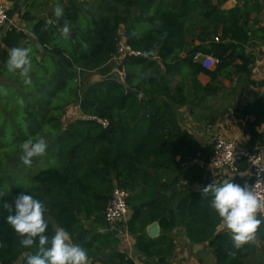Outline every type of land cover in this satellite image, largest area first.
Returning a JSON list of instances; mask_svg holds the SVG:
<instances>
[{"label": "trees", "instance_id": "16d2710c", "mask_svg": "<svg viewBox=\"0 0 264 264\" xmlns=\"http://www.w3.org/2000/svg\"><path fill=\"white\" fill-rule=\"evenodd\" d=\"M229 1L66 0L61 2L62 17L53 13L35 23L34 37L43 52L22 30L13 28L2 35L0 80L18 86L26 100L23 111L15 108L13 115L20 117L14 128L19 149L13 157L21 150L19 144L44 138L48 149L34 158L53 164L33 175L31 186L12 187L0 197L1 264H27L38 251V240L28 248L21 245L3 208L25 190L44 203L49 238L64 228L72 242L86 250L91 264H134L117 251L119 237L101 233L112 227L105 213L116 188L128 193L130 212L126 224L118 226L134 238L143 257L170 264L176 249L172 232L182 228L191 243H209L216 264H264V223L255 233L261 248L253 240L236 248L230 231H219L223 222L211 207V195L203 197L197 188L214 145L203 147L178 119V109L199 94L216 96L224 87L222 80L253 73L257 60L249 46L264 43V0H238L234 8L223 9ZM23 19L36 18L25 14ZM65 23L70 28L67 38ZM123 41L127 51L118 61ZM14 47L29 49L30 85L19 72L8 71V54ZM198 54L218 63L208 69L195 60ZM116 69L126 71L127 85L139 96L106 78ZM93 73L102 79L86 86ZM200 74L211 82L203 86ZM177 75L182 80L173 89ZM188 80L194 93L185 95ZM164 92L168 99L162 97ZM16 99L12 104L17 105ZM73 106L79 117L66 122ZM3 108L0 111L7 110ZM238 112L255 118L248 120L246 131L251 143L260 140L264 93ZM248 169L242 162L228 179L251 189ZM154 223L161 228L157 238L147 232Z\"/></svg>", "mask_w": 264, "mask_h": 264}, {"label": "crops", "instance_id": "0c3cea01", "mask_svg": "<svg viewBox=\"0 0 264 264\" xmlns=\"http://www.w3.org/2000/svg\"><path fill=\"white\" fill-rule=\"evenodd\" d=\"M2 1L7 6L9 19L2 35L9 29L16 28L28 34L31 45L36 46L37 41L33 33L35 23L39 20H47L48 16L54 13L55 8L57 6L61 7V2L63 3L66 0ZM237 3L238 0H230L223 9H232ZM25 14H29L30 18L35 17L36 19L34 21L24 20L23 17ZM260 23L264 25V10L260 16ZM43 50L41 47L40 51L43 52ZM249 51L256 56L257 60L253 73L249 78L241 76L234 77L232 80H222L224 87L218 95L204 96L203 94H199L194 100L192 99L189 105L178 109V119L181 128L189 132L203 147L215 146L218 139H225L234 142L241 149L257 151L264 157V126L257 129V132L262 135V138L251 143V137L247 133L246 127L248 120L253 122L255 118H244L238 112L239 108L254 103L264 93V43L258 41L252 42L249 46ZM93 74V80L91 81L90 78L89 83L96 81V73ZM181 80L182 77L180 75L175 76L171 87L174 89ZM198 80L203 86L211 82L210 77L206 74H200ZM191 85V81L188 80L189 87H186L185 95L194 93ZM162 97L168 99L167 93L164 92ZM72 109L71 111H73ZM75 109L72 116L69 113L72 118L79 117L78 107L75 106ZM206 169L207 173L197 186L198 189L203 188L209 183L222 184L225 180H230L228 179L230 173L225 169L212 168L209 165ZM115 227L121 232L118 236L121 243L117 251L125 254L127 258L132 259L134 264H159L157 259H148L139 254L134 246V238L126 231L121 230L118 225ZM226 228L223 223L219 227V231H224ZM172 237L176 249L170 264H216V258L209 243H191L185 230L182 228L175 229L172 232ZM253 241L257 243L258 248L262 247L257 236L254 235Z\"/></svg>", "mask_w": 264, "mask_h": 264}, {"label": "clouds", "instance_id": "9594fccd", "mask_svg": "<svg viewBox=\"0 0 264 264\" xmlns=\"http://www.w3.org/2000/svg\"><path fill=\"white\" fill-rule=\"evenodd\" d=\"M54 15L57 18L62 17L63 8L57 6ZM69 33L70 28L65 23V38ZM7 68L9 72H19V75L24 77L25 85L32 83L29 76V49L12 48L8 54ZM47 149L48 143L44 138L26 141L22 145V163L31 166L32 159L44 155ZM200 191L203 197L211 195V207L230 231L234 247L240 248L253 240L255 233L264 223V220L258 218V213L264 211V202L247 184L225 180L222 184L209 183ZM3 208L9 213L6 217L7 223L21 237L20 243L23 247L36 245L38 240V251L28 257L27 264H89L86 250L72 243L70 233L64 228L57 229L51 238L45 235L48 228L45 219L47 209L41 200L28 191L20 192L12 202H5Z\"/></svg>", "mask_w": 264, "mask_h": 264}, {"label": "built area", "instance_id": "2783aa9c", "mask_svg": "<svg viewBox=\"0 0 264 264\" xmlns=\"http://www.w3.org/2000/svg\"><path fill=\"white\" fill-rule=\"evenodd\" d=\"M8 10L6 4L0 0V36L4 32L8 24ZM218 41V39H216ZM127 48L124 41L120 44V56L118 61H121ZM195 60L201 61L204 67L212 69L218 63L216 59L211 56L198 54ZM121 77L125 80L126 71H120ZM246 162L248 165L247 177L252 181L251 190L256 193L261 201L264 202V157L261 153L241 149L234 142L218 139L214 146V153L211 158L209 166L212 168L225 169L230 174L238 170V167ZM128 193L116 188L112 194V200L105 213L107 222L112 226H117L119 223H126L129 218V207L127 203ZM258 216L264 218V211L258 213ZM1 264V263H0Z\"/></svg>", "mask_w": 264, "mask_h": 264}, {"label": "rangeland", "instance_id": "374dc122", "mask_svg": "<svg viewBox=\"0 0 264 264\" xmlns=\"http://www.w3.org/2000/svg\"><path fill=\"white\" fill-rule=\"evenodd\" d=\"M32 49H34L32 47ZM118 64L115 63L114 66ZM97 74V75H96ZM95 76L97 79L100 77L98 73ZM8 76H11L8 74ZM92 75H88L85 84L86 86L93 80ZM4 82L0 80V108L6 111H0V197L6 194L12 187H28L32 185V176L42 169H46L53 164V162H44L41 158H33L31 166H25L21 161V156L23 155L22 145L20 146V151L14 157L13 155L18 151L19 146L15 143V138L17 137L19 132H15L14 128L16 123L19 120V116L15 111V108L18 111H23L26 107V100L21 96L19 87L16 85H5ZM94 83V82H93ZM7 84V83H6ZM17 98V105L12 104L13 98ZM14 101V100H13ZM7 102V103H6ZM73 111H75V107L73 106ZM73 111H70V115L72 116ZM68 116L66 118V122L71 120L72 117ZM16 151L14 154L13 152Z\"/></svg>", "mask_w": 264, "mask_h": 264}, {"label": "water", "instance_id": "95a60500", "mask_svg": "<svg viewBox=\"0 0 264 264\" xmlns=\"http://www.w3.org/2000/svg\"><path fill=\"white\" fill-rule=\"evenodd\" d=\"M36 47L41 50L42 46L39 42H36ZM106 78L107 79H114V80L118 81L121 85H123L126 88L128 93L133 94V95H138V96L140 95V93L137 90L132 89L127 85L126 81L121 77L120 72L117 69L114 70L111 74H109ZM101 79H102V77L100 76L95 80L99 81ZM147 232L151 238H156L159 236V234L161 232V228H160L158 223H154L148 228ZM101 233H103L105 235H113V236L118 237L121 232L117 227L114 226V227H111L110 229L102 230Z\"/></svg>", "mask_w": 264, "mask_h": 264}]
</instances>
